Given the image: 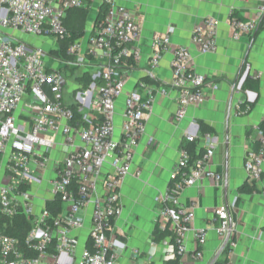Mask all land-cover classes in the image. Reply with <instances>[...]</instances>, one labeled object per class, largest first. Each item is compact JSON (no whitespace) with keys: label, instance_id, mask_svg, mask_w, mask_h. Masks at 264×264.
<instances>
[{"label":"built area","instance_id":"1","mask_svg":"<svg viewBox=\"0 0 264 264\" xmlns=\"http://www.w3.org/2000/svg\"><path fill=\"white\" fill-rule=\"evenodd\" d=\"M92 0H0V218L21 215L27 223L23 240L0 228V264H117L114 223L121 216V187L130 174L135 149L145 133L153 99L125 93L123 66L141 59V25L131 9L101 0L104 13L92 25L84 54L80 39L66 54L73 61L49 54L23 36L44 37L58 45L68 37L67 13L85 8ZM250 1V0H239ZM218 20L206 16L196 23L191 45H178L169 35L152 37L150 63L156 68L163 52L171 55L170 85L176 95L174 120H183L191 106L207 99V78L190 68L192 49L199 54L217 51ZM264 24V0L254 17L231 11L230 38L250 37ZM54 43V44H55ZM79 64L94 70L93 82L83 91L65 96L67 78L61 66ZM260 73H253L258 78ZM61 78L65 83L61 86ZM71 99L67 100L66 97ZM123 97L120 131L116 132L117 102ZM188 141L194 137L186 133ZM256 148L244 155L243 168L250 187L262 183L264 195V134ZM62 149L58 156L54 152ZM209 146L192 158L181 150L170 185L155 222L170 233L174 258L202 260L207 230L193 226L199 206H184L183 192L202 180L220 185L223 176L211 167ZM139 174V172H137ZM218 219L220 245L232 252L235 223L227 205L213 209ZM195 243L187 249V239ZM82 242L84 244L81 246ZM132 257L138 258L137 250Z\"/></svg>","mask_w":264,"mask_h":264},{"label":"crops","instance_id":"2","mask_svg":"<svg viewBox=\"0 0 264 264\" xmlns=\"http://www.w3.org/2000/svg\"><path fill=\"white\" fill-rule=\"evenodd\" d=\"M138 16L141 37L138 45L141 59L123 66L126 76L124 92H136L141 98L151 97L152 110L145 133L134 154L131 172L121 187L123 211L114 223L117 239V264H208L220 249L216 234L218 219L213 209L224 204L236 224L232 252L223 250L220 264H264V195L262 183L250 187L243 168L244 155L256 148V139L264 122V24L250 37L232 40L228 25L231 11L242 18L254 17L260 0H114ZM101 0L87 2L84 10L91 20L103 13ZM68 19L73 14L67 13ZM206 16L218 20L217 51L199 54L192 49L190 68L207 78V99L191 106L186 117L174 120L176 95L170 85L171 55L163 52L158 66L150 63L152 37L167 34L172 43L191 45L194 25ZM89 72V71H88ZM260 73L253 78V73ZM234 86V90H232ZM123 97L117 102L116 132L120 131ZM231 101V102H230ZM193 135L188 141L186 133ZM213 146L211 167L222 174L220 185L204 179L187 188L181 203L188 207L193 199V226L207 230L202 260L189 256L174 258L168 231L161 230L155 216L170 185L169 175L176 168L181 150L194 154ZM55 156L62 151L55 150ZM139 172V174H137ZM84 244L82 242L81 246ZM195 243L187 239V249ZM225 249V248H224ZM138 251V258L132 251ZM216 260V261H217Z\"/></svg>","mask_w":264,"mask_h":264},{"label":"rangeland","instance_id":"3","mask_svg":"<svg viewBox=\"0 0 264 264\" xmlns=\"http://www.w3.org/2000/svg\"><path fill=\"white\" fill-rule=\"evenodd\" d=\"M91 20L86 19V21L83 23L82 30L83 35L80 37V44H81V50L80 52H77L78 55L84 54L85 51V44H86V39L90 34L91 31ZM23 39L25 40L26 43H33L37 45H41L42 47L45 48V50L49 51V54L52 55L53 57H59V44L56 45L55 42L50 41V39H45L44 37H34V36H23ZM55 43V44H54ZM61 60H64L63 58ZM70 61L74 60V57L71 56ZM59 67L61 66V72L65 77L67 78V85L65 86V96L68 94L66 93H72V92H78V91H83L89 88L91 83L93 82L92 79V74L94 70L92 68H88L85 65L79 64L75 67H68L65 66L63 68L62 64L57 63ZM89 71V72H88ZM67 100H70L71 97L67 96Z\"/></svg>","mask_w":264,"mask_h":264},{"label":"trees","instance_id":"4","mask_svg":"<svg viewBox=\"0 0 264 264\" xmlns=\"http://www.w3.org/2000/svg\"><path fill=\"white\" fill-rule=\"evenodd\" d=\"M104 11H105V7L103 8L102 13H104ZM68 13L73 14L72 16L69 17V19L68 16L65 18V26L69 32V35L68 37L60 40L58 43L60 47L59 56H61L66 61L70 59V57L66 54V48L70 43L80 39V37L83 35L84 31L82 30V26L87 18V13L84 10V8L72 9L69 10ZM99 15L97 16L96 21L99 19V17H101ZM260 129L261 132L264 134V122L261 124ZM189 152L191 153L190 156L192 158H196L202 153L201 151L198 154H194L192 153V151ZM0 228L2 232L6 234L18 236L21 240H23L25 235V230L27 229V223L24 217L21 215H18L10 220L8 218L7 219L0 218ZM224 250H226V248ZM220 263L221 262L217 260L214 264H220Z\"/></svg>","mask_w":264,"mask_h":264},{"label":"water","instance_id":"5","mask_svg":"<svg viewBox=\"0 0 264 264\" xmlns=\"http://www.w3.org/2000/svg\"><path fill=\"white\" fill-rule=\"evenodd\" d=\"M64 83H65L64 79L61 78V81H60L61 86H63ZM231 88H232V90H234V86H232ZM230 102H231V101H230ZM228 239H229V236L226 237V239H225L224 242L222 243L220 249L217 251V253L213 256V258L209 261L208 264H214V263L216 262L218 256H219V255L222 253V251L224 250V248H225V246H226V244H227Z\"/></svg>","mask_w":264,"mask_h":264}]
</instances>
